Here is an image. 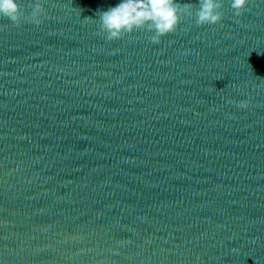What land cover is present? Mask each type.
I'll return each mask as SVG.
<instances>
[{
    "label": "water",
    "instance_id": "95a60500",
    "mask_svg": "<svg viewBox=\"0 0 264 264\" xmlns=\"http://www.w3.org/2000/svg\"><path fill=\"white\" fill-rule=\"evenodd\" d=\"M120 2L0 17V264H264V0L159 44Z\"/></svg>",
    "mask_w": 264,
    "mask_h": 264
},
{
    "label": "clouds",
    "instance_id": "9594fccd",
    "mask_svg": "<svg viewBox=\"0 0 264 264\" xmlns=\"http://www.w3.org/2000/svg\"><path fill=\"white\" fill-rule=\"evenodd\" d=\"M248 3L249 0H231L235 16L243 15ZM222 8L223 0H199V7L195 11L193 4H180L178 0H121L107 11L97 12V16L100 31L109 41L121 39L135 31L147 30L152 33L150 41L159 44L162 37L177 30L185 17L194 16L198 26L219 24L224 16ZM31 9L30 13H26L19 0H0V17L10 20L17 27L23 22L37 26L43 23L42 17L47 16V11L42 0H36ZM257 78L264 80V77ZM249 103L243 101L239 106L246 109Z\"/></svg>",
    "mask_w": 264,
    "mask_h": 264
}]
</instances>
